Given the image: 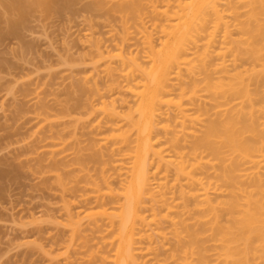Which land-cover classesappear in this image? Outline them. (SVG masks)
I'll list each match as a JSON object with an SVG mask.
<instances>
[{
    "label": "rangeland",
    "instance_id": "1",
    "mask_svg": "<svg viewBox=\"0 0 264 264\" xmlns=\"http://www.w3.org/2000/svg\"><path fill=\"white\" fill-rule=\"evenodd\" d=\"M82 1L74 2L77 4H73L70 14L66 11L71 7L56 14L55 10L32 5L31 13L26 12L24 19L20 14V19L15 6L14 10L9 7V0H0V264L117 263L114 256L118 245L117 215L119 205L125 201L122 194L130 187L136 163L134 151L140 137L136 128L142 119L138 120L135 110L136 97L143 90L140 93V88L134 90L137 95L130 93L135 76L134 63L130 62L134 55L140 64L146 62L142 55L148 32L140 34L136 30L141 23L147 28L150 17L145 10L147 2L142 1L145 10L140 5L142 22L125 34L119 28L125 13L121 21L119 7L116 8L119 12H113L118 0H104L105 6L99 2L103 0H97L103 10L94 11L93 14L98 13L95 17L91 11L87 16L85 7L92 1L96 5L98 2L87 0L83 3L89 5L85 6L80 4ZM230 8H235L237 14L242 11L235 0L220 6L226 14ZM9 20L16 24L19 21L17 27L11 28L16 31L10 30ZM236 37V31L229 30L224 43L220 36L213 42L210 48L215 54L205 59L206 69L200 66L201 47L186 51L183 60L187 63L172 72L169 86L157 102L156 125L149 143L153 150L160 149L161 155L160 159L153 156L149 161L151 198L160 191L166 192L165 204L176 208L169 212L172 216L164 213L165 205L162 213H158L162 205L159 206L156 197L153 201L144 198L142 209L154 204L157 217L148 224L151 237L145 236V240L134 244L135 248L140 247L135 255L140 264H178L173 262L178 243L168 218L184 220L189 227L195 225V211L189 204L192 202L186 200L189 205L182 210L184 200L179 192L185 182L175 173V153L179 150L174 146L181 145L187 152L203 130L207 117H199L201 113L194 104L205 102L209 105L204 104L207 109L212 108L210 100L215 98L210 94H216L218 85L226 82L219 69L221 61L227 62L230 74L248 67L249 59L242 44L234 42ZM119 48L120 53L130 56L127 60L130 67L125 60L122 63L120 59V64ZM206 86L209 92L204 89ZM253 103L255 119L264 123V112L258 111L264 105V97ZM180 109L189 118L185 120V129L179 123ZM211 114L214 110L209 112V118L213 119ZM132 119L136 127L131 124ZM209 169L210 181L223 191L211 196L219 202L226 194L223 183L216 180L214 169ZM218 211L219 222L224 224L227 215L222 208ZM143 214L150 221L151 212L146 209ZM205 245L212 246L210 241ZM172 255L174 259L170 258ZM207 259L209 264H220L212 252L207 253Z\"/></svg>",
    "mask_w": 264,
    "mask_h": 264
},
{
    "label": "bare ground",
    "instance_id": "2",
    "mask_svg": "<svg viewBox=\"0 0 264 264\" xmlns=\"http://www.w3.org/2000/svg\"><path fill=\"white\" fill-rule=\"evenodd\" d=\"M76 1L9 0V7L12 10H16L15 12L19 14L20 19L21 17L24 19L26 12L29 14L28 11L30 12L32 5L37 4L36 6L43 7L42 9H52L57 11L56 14H61L63 9L66 11L70 7L72 8L73 4L76 5L77 3H74ZM84 1L80 2V4ZM107 1L99 2H102L105 6ZM118 1L120 3H117V7L115 6V11L113 10V12L121 10L119 12L120 19L122 21L125 18V21L120 22L123 24L119 25V28L125 34H127L129 29L134 30L138 26L137 22L139 24L142 22V20L139 21L142 19L140 14L144 8L142 1L147 2L145 10H148L150 24L146 28L141 23L143 26L140 24L136 31L140 34L147 31L148 35L151 36H148L147 33L145 34L147 37H144V42H146V39L147 42L144 44L147 47L143 48L144 52L146 51L145 53L148 54L145 55L143 52L142 55L149 67L144 64L146 63L144 61L142 63L143 68L142 64L137 62V55H134L135 58L132 57V59L134 58L132 61L126 53H120L122 48L118 49L117 56H119H116L117 58L121 57L119 58L120 64L123 63V60L128 63L127 60L130 59V64L134 63L132 71L134 70L135 76L132 77L129 88L130 93L133 92V95H137L134 90L140 88L138 93H140L141 89L143 90L136 97L138 100L137 107L140 103V108L136 107L135 112L138 111L137 118L140 117L138 120L142 118L141 121H143L144 117L145 121L142 123L139 121L138 127L133 120L134 118L132 119L134 122L130 120L135 127L137 125L136 129L140 137L137 140L136 152L134 151L136 163H134L132 178L129 181L130 187H126L125 194H122L123 198L125 197L122 199L125 201L124 204L120 203L121 206L119 205L120 210L117 215V220L119 221H117L115 237H117L116 242L118 245L116 246L117 251L115 249L116 255H114L116 256L115 259H117V261L115 260L116 264H134L135 262V264H140L139 261H136L138 256H135L139 254L140 249L138 250V248L140 247L137 246L136 249L134 244L137 245L142 242L141 240L147 236L148 238L151 237L149 235L151 233H148L147 229L149 228L148 224L155 221L153 217H157L153 208L154 204L149 209L144 208V198L153 201L156 197L159 206L162 205V209L160 208L161 210L159 209L158 213H162L163 205L166 206H164V213H169L173 208H176L171 207V204V206L169 204L166 205L167 203L165 204L166 200H164V197L167 194L166 192L160 191L157 196L154 195V198H151L152 190L150 189L151 184L148 176V168L151 163L149 161L153 156H157L160 159L161 155V150H153L152 145L149 143L150 135L156 125L157 102L160 101L168 88L172 72L182 64L187 63L183 60L186 51L201 47L203 59L200 61V66L206 69L205 59L215 52L211 50L212 44L214 46L219 36L221 42L225 41L224 39L229 30L236 31L237 37L234 42L242 44L244 54L249 59L248 67L242 71L230 74L227 71L229 66L227 62L221 61L219 64L220 68L219 66L218 68L224 73L223 77L226 82L218 85L217 89L219 91L215 92L216 94H210L215 98L214 101L210 100H213L212 96H210L211 98L209 97L210 99H206L210 100L212 108L208 107L207 109L206 107L209 105L205 102L194 104L198 108L197 111L201 113L199 117L200 115L207 117L203 130L194 138L187 152L182 150L183 147L181 145L177 144L174 146L179 150L175 153V173L185 182V186L182 184L179 192L181 200H184L182 210L187 209L186 207L190 204V207L195 211V225L189 227L184 220L177 222L172 217L171 219L168 218L171 222H167L169 224L172 223L175 231L173 234L175 233L174 237L178 243V250H175L176 254H173L175 257L177 255V257L175 258L172 255L170 258H175L176 261L173 260V262H178V264H209L207 253L212 252L215 260L220 264H264V172H261L264 170V134L262 132L264 123H258L254 117L253 109L255 105L253 101H259L264 97V0H235L236 3L241 5L242 11L240 14L235 12V8H230L231 11L227 14L220 10L221 4L228 3L230 0ZM99 2L97 5L94 1L90 5L87 2V4L83 3L85 6L89 5L85 7L87 11L83 8V11L88 12L87 16L91 12L94 17L98 16V13L93 14V12H101L103 10V5H99ZM140 5H142V9L139 12ZM147 5H149L148 9ZM73 8L66 12L70 11L68 12L70 14ZM122 13L125 14L122 15ZM121 15L122 17L126 16L122 19ZM128 15L131 17H128ZM127 17L131 20V23ZM238 17L243 18V20L238 21ZM154 18L155 21L153 20ZM16 19L14 20L16 21ZM126 21L131 25L127 24ZM11 22H8L10 23L9 25L12 24L10 30L19 25V21L18 24L14 21L13 23ZM143 28H145V32ZM148 29L153 34V37ZM13 30L16 31V28ZM13 30L11 31L13 32ZM155 31L156 33L154 34ZM219 33L221 35L218 36ZM157 36L159 39H157ZM222 38L223 40H221ZM153 40L155 43H153ZM120 54L125 56L122 57L123 55ZM217 55L219 56V54ZM220 55L222 56V54ZM126 62H124V65L127 64ZM130 64L128 63L129 67L131 66ZM250 86H253V90L250 89ZM204 89H207L208 92L210 91L207 86ZM215 95H218L221 100L217 99L218 96L216 97ZM213 110L214 114H211V116H214V118L211 119L209 118V112ZM258 111L264 112V105L260 106ZM217 115H219L218 118ZM187 116L185 111L180 109L178 118L184 129L186 128L184 123L189 119H187ZM174 142H178L176 137ZM209 168L214 169L216 180L223 183L222 187L226 193L223 200L219 202L212 199L211 196L219 194L218 191L221 192V195L223 191L210 181L208 177ZM186 200L192 203L188 202L189 204H187ZM159 201L161 202L159 203ZM163 201L164 203H162ZM142 206H144L143 209ZM219 208H222L227 215V221L224 224L219 222ZM146 209L147 212H151L150 221L143 214ZM169 214H166L167 217H169ZM175 214H178V216L176 215L177 217L180 216L178 212ZM155 223L157 226V222ZM177 225L179 228H177ZM158 229L157 227L156 230ZM206 234L208 238L207 236L205 237ZM208 240L211 242V249L205 245L206 242H209Z\"/></svg>",
    "mask_w": 264,
    "mask_h": 264
}]
</instances>
